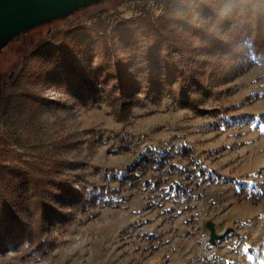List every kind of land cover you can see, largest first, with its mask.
Masks as SVG:
<instances>
[{
  "label": "rangeland",
  "instance_id": "1",
  "mask_svg": "<svg viewBox=\"0 0 264 264\" xmlns=\"http://www.w3.org/2000/svg\"><path fill=\"white\" fill-rule=\"evenodd\" d=\"M161 1L101 0L22 33L1 51L7 84L0 101V161L68 159L86 184L120 191L109 203L78 209L67 227L54 232L47 254L7 250L0 264H264V64L247 61L236 77L216 86L202 103L208 112L164 97L135 105L122 119L106 100L85 103L59 83L41 86L25 76L26 66L42 64L43 48L56 32L74 34L97 14L120 11L129 18L145 8L157 15ZM244 113L255 117L222 119ZM122 136L131 137L130 151L119 147ZM183 145L212 170L211 178L150 168L134 184H121L113 175L148 147L168 149L171 161L185 164Z\"/></svg>",
  "mask_w": 264,
  "mask_h": 264
},
{
  "label": "trees",
  "instance_id": "2",
  "mask_svg": "<svg viewBox=\"0 0 264 264\" xmlns=\"http://www.w3.org/2000/svg\"><path fill=\"white\" fill-rule=\"evenodd\" d=\"M161 3L157 15L145 8L129 18L120 11L97 14L92 22L78 25L74 34L67 29L56 32L43 48L42 64L26 66V78L41 86L59 83L85 103L106 100L122 119L135 105L164 97L197 113L208 112L202 103L216 86L236 77L247 61L264 64V0ZM44 24L24 32L39 31ZM10 77L17 84L13 74ZM41 93L35 97L38 105L44 100ZM254 117L244 113L222 119L229 123ZM119 147L130 151L131 137L122 136ZM180 153L185 164L171 161L168 149L148 147L126 171L113 175L121 184H134L150 168L212 177L190 146L183 145ZM25 162L0 161V254L22 247L47 254L55 246L54 232L67 227L78 209L109 203L120 191L110 184H86L77 164L68 159ZM174 185L186 190L182 182L175 180Z\"/></svg>",
  "mask_w": 264,
  "mask_h": 264
},
{
  "label": "water",
  "instance_id": "3",
  "mask_svg": "<svg viewBox=\"0 0 264 264\" xmlns=\"http://www.w3.org/2000/svg\"><path fill=\"white\" fill-rule=\"evenodd\" d=\"M101 0H0V52L13 38Z\"/></svg>",
  "mask_w": 264,
  "mask_h": 264
},
{
  "label": "flooded vegetation",
  "instance_id": "4",
  "mask_svg": "<svg viewBox=\"0 0 264 264\" xmlns=\"http://www.w3.org/2000/svg\"><path fill=\"white\" fill-rule=\"evenodd\" d=\"M6 84H7L6 74L0 72V101L2 100V98L6 99V96H4V94H3L4 93V87L6 86Z\"/></svg>",
  "mask_w": 264,
  "mask_h": 264
}]
</instances>
